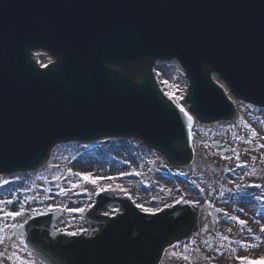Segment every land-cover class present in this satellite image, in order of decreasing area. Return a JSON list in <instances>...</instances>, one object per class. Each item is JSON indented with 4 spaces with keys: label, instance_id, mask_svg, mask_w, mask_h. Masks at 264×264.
Masks as SVG:
<instances>
[{
    "label": "water",
    "instance_id": "95a60500",
    "mask_svg": "<svg viewBox=\"0 0 264 264\" xmlns=\"http://www.w3.org/2000/svg\"><path fill=\"white\" fill-rule=\"evenodd\" d=\"M32 47L59 53L65 68L29 67ZM173 57L191 73L204 117L232 111L203 64L236 88L226 83L239 101L264 102V0H0V168L37 164L62 139L113 134H139L181 159L170 149L184 133L181 117L152 87L105 64ZM106 200L90 216L103 227L94 240L52 239L49 218L36 221L29 240L37 254L50 264H158L167 247L197 230L187 208L158 219L126 201L124 216L103 221Z\"/></svg>",
    "mask_w": 264,
    "mask_h": 264
},
{
    "label": "rangeland",
    "instance_id": "374dc122",
    "mask_svg": "<svg viewBox=\"0 0 264 264\" xmlns=\"http://www.w3.org/2000/svg\"><path fill=\"white\" fill-rule=\"evenodd\" d=\"M159 77L166 89H170L175 96L184 92L186 83L178 74L175 66L161 67ZM253 130L256 135H253ZM195 135L197 138L195 142L196 160L193 165H188L186 169L182 170L199 184L209 182L211 186L207 190L210 192V197L205 200L198 199L197 194L186 184L167 182L162 177L159 179L158 175H154V170L157 168L168 171L179 170L172 169L167 163L163 164L164 159L157 153L145 150L137 162L127 153L117 152L115 149L116 152L112 149L109 151L107 144H102L99 147H102L101 149H104L109 155L92 162H86L80 156H77L80 157V160L75 157L77 152H81L80 147L71 148L70 151L66 149L65 152H56L55 156L59 164L56 161L55 163L59 165L58 169H61L53 173L50 178L54 176L52 182L57 189H50L53 185L48 183V180L51 181L49 178L46 182L49 184L46 193L36 192L42 197L39 203H34L36 206L28 202L27 196L21 202L25 209L31 210L27 212L30 216L35 215L34 209L44 213L50 211L52 207L59 209L89 207L91 202L79 195V191L85 188L84 180L75 174H90L92 179H100V184L96 186L97 190L124 188L134 197L136 204L140 205L141 209L147 208L151 213L162 211L182 202H192L197 206H202L203 226L201 236L196 244L193 247L188 244L183 245L170 251L163 264H204L205 261H209V264H248L247 260L242 262L237 257H248L253 261H259L261 257H264V232L260 230L264 226V219L256 218L255 211L248 210V207H243L246 210L245 216L236 214L238 205L232 202L225 191L228 188L235 189L238 185L261 184L260 178L264 174V115L259 117L243 110L233 124L221 128L197 127ZM96 146L98 144L86 148L93 150ZM239 165H248L249 167L240 171ZM229 170H232L230 176L226 175ZM135 172L140 173V178H127V175ZM142 180L154 183L150 193L139 188ZM21 189L16 188L13 193L2 196L1 200L10 199L13 194L19 197ZM61 190H64L66 194L61 195ZM257 196L260 197L257 200L261 199L264 202V189ZM19 207L20 204L13 206L0 204V209L10 211H15ZM214 208H224L225 212L231 213V216H236L238 219L230 226L217 224L218 226L216 225L215 228V223L210 215V211ZM239 220L247 221L248 228H243ZM6 223L7 221L3 222L1 226ZM83 227L82 221L78 222V218L65 217L64 228L66 230L79 232ZM12 242L18 243V241ZM5 244L7 241L0 246L4 247ZM251 245H255V247H251ZM10 250L16 251L19 257L31 260L32 256L28 257L22 247L19 249L10 247ZM181 253L189 259L184 260ZM205 255L207 258H204ZM8 264H13V261L8 259ZM15 264H19V261H15Z\"/></svg>",
    "mask_w": 264,
    "mask_h": 264
},
{
    "label": "snow or ice",
    "instance_id": "6c2138e0",
    "mask_svg": "<svg viewBox=\"0 0 264 264\" xmlns=\"http://www.w3.org/2000/svg\"><path fill=\"white\" fill-rule=\"evenodd\" d=\"M164 83H167V81H164ZM179 111L181 113H183L185 116H187L189 122L191 123L193 121V117L191 115H189V113L185 110L184 107H180ZM253 135H256L255 131L253 130ZM237 158H239L237 156ZM76 176H79L81 179H83L85 182H90L93 185L97 184V180L96 179H92L91 175H84L81 173H76ZM10 183L8 180H4L2 182V184H0V187H3V185H6ZM255 187H261V185H255ZM61 195H65L66 192L64 190H61ZM14 195V194H13ZM260 198V197H257ZM14 201L12 199H6V200H0V204L3 205H10L13 204ZM138 207H140V205H138ZM50 210L55 211V207L50 208ZM66 211L69 212H83L85 209L80 208V209H64ZM143 211L145 212H149L150 210L147 208H143ZM0 212H3V216L0 217V221H13V223L10 224H4L3 226H0V245H3L5 243V241H9V247H11L12 249H19V248H24V249H30V247H34V245L32 244V242L30 240L25 239V225L28 223V219H31L33 217L28 216L27 218L24 219V221L22 223H15L14 221L17 220V218L19 217H24L25 216V207L23 202L20 203V207L15 210V211H10L7 209H0ZM33 212H35V214L37 216L42 215V213L38 210V209H34ZM107 215V213H106ZM233 220L238 219L237 217H232ZM239 223L241 225H246L247 221L245 220H239ZM9 230H11V235L8 234ZM262 232H264V226L261 227L260 229ZM230 231V229H229ZM249 231H251L249 229ZM64 235L68 236V237H76L78 235H80L79 232H75V231H70V232H66L64 233ZM225 239H227V237H225ZM258 239V237H257ZM18 240V243L12 242ZM245 247H249V246H245ZM251 247H255V245H251ZM235 251V250H233ZM181 256H183V253L180 254ZM5 256V252L0 251V257H4ZM27 256L31 257L32 256V251L29 250L27 252ZM9 260L13 261V264H15V261H19V264H34L33 260L30 259H26V258H22L19 257L17 255L16 251H13L12 254L10 256L7 257ZM184 260H188L189 258L187 256H183ZM238 260H241L242 262L247 260L248 264H264V257H261L259 261H253L248 257H237Z\"/></svg>",
    "mask_w": 264,
    "mask_h": 264
},
{
    "label": "bare ground",
    "instance_id": "6f19581e",
    "mask_svg": "<svg viewBox=\"0 0 264 264\" xmlns=\"http://www.w3.org/2000/svg\"><path fill=\"white\" fill-rule=\"evenodd\" d=\"M177 62V61H175ZM162 62H159V64ZM178 64V62H177ZM208 76H210L211 82L217 83L222 89H223V93L225 98L229 101V103L231 105H233L234 108H236L238 110V112H243V110H245L246 112H248L249 114H254L257 115V110H259L258 107H254L253 104L251 103V101H249L248 104H244V101H239L238 98H235L233 96V92L232 89H227L226 87V82L225 81H219L218 75H215L213 73L208 72ZM153 78V76H152ZM154 79V78H153ZM259 113H264V109H260ZM222 122H226V121H222Z\"/></svg>",
    "mask_w": 264,
    "mask_h": 264
}]
</instances>
